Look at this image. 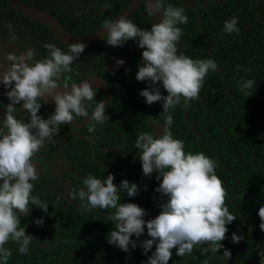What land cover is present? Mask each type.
Segmentation results:
<instances>
[{
    "label": "trees",
    "instance_id": "16d2710c",
    "mask_svg": "<svg viewBox=\"0 0 264 264\" xmlns=\"http://www.w3.org/2000/svg\"><path fill=\"white\" fill-rule=\"evenodd\" d=\"M18 1L52 15L62 29L79 37L93 34L105 20L119 17L131 2L90 0L87 21L73 24L50 9L64 0ZM148 4L149 0H139L129 17L142 29H150L162 20L161 13L149 15ZM168 4L183 7L188 17L187 24L178 25L183 31L177 44L179 53L193 59L211 58L218 64V70L206 76L197 100L187 104L182 100L170 110L174 120L170 131L184 142L185 152H204L216 161V174L227 190L225 206L237 218L227 226L223 248L217 254L202 255V248L207 245L194 247L192 254L184 257L176 256L173 249L169 264H264L260 259L264 232L259 228L258 216L259 208L264 206V0H164L165 7ZM232 18L237 19L239 32L223 33L225 21ZM0 32L23 33L25 42L40 38L64 52L71 45L43 21L18 12L8 0H0ZM102 37L86 44V64L99 65L94 73L113 90L106 106V122L112 126L97 124L95 133L86 132L81 139L69 136L68 150L64 151L69 158L67 184L56 177L53 181L38 177L32 182V195L49 205L48 212L29 205L31 215L20 217L21 227L34 239L26 255L19 254L16 243L6 245L12 250L8 264H145L155 251L153 246L144 255L139 246L141 241L150 239L146 230L137 240L138 246H130L128 253L110 245L106 237L113 226L108 216L114 210L83 211L81 202L69 197L70 192L83 186L82 181L89 174L103 179L112 174L117 187L123 180L139 186L134 198L121 193L122 202L144 208L148 213L146 220L155 218L161 210V196L155 191L161 181L155 173L150 178L143 176L135 138L140 132L162 135V103L148 105L139 94L151 83L135 79L138 65L143 64V49L131 40L112 48ZM40 46L37 41L24 48L33 49L37 59L48 57L49 50ZM115 59L124 64L113 65ZM83 62L81 54L73 64ZM248 79L255 81L249 90L251 96L240 90ZM161 92L167 95L162 87ZM38 218L43 219L42 226L34 223ZM233 233L243 236L240 243L232 242ZM224 250L231 252L228 261L222 258Z\"/></svg>",
    "mask_w": 264,
    "mask_h": 264
},
{
    "label": "clouds",
    "instance_id": "9594fccd",
    "mask_svg": "<svg viewBox=\"0 0 264 264\" xmlns=\"http://www.w3.org/2000/svg\"><path fill=\"white\" fill-rule=\"evenodd\" d=\"M148 9L149 15L162 14V20L153 23L150 29H142L132 19L120 16L103 22L106 36L102 39L112 48L131 40L143 49V64L138 65L135 79L151 83L139 94L148 105L162 103V135L140 132L135 138L143 176L150 178L155 173L161 181L155 189L161 196V210L155 218L146 220L148 213L144 208L122 202L121 193L134 198L139 194V186L123 180L117 187L112 174L106 179L89 174L83 179V186L70 192L69 197L72 201L79 200L83 211L114 210L108 216L113 226L106 237L110 245L128 253L130 246L131 249L138 246L137 240L146 230L150 239L141 241L139 246L144 255L153 246L155 251L145 264H169L173 249L176 256L184 257L191 255L194 247L207 245L202 248V255L217 254L223 248L221 242L226 239L227 226L237 218L225 206L227 190L216 174V161L204 152H185L184 142L174 138L170 131L174 122L170 110L182 100L185 104L197 100L206 76L210 71L216 72L218 64L211 58L193 59L179 53L177 44L183 31L178 25L188 22L183 7L172 4L165 7L164 0H149ZM237 23L236 18L225 21L223 33L239 32ZM45 47L49 55L41 59L34 60L33 49L24 55L8 54L5 57L8 70L0 72V84L9 101L6 108L0 103V108H4L0 119V264H8L12 256V250L6 247L10 242L19 245V254H28L34 238L21 227L20 217L31 215L29 205L48 212L49 205L32 195V182L38 178L33 158L45 141H51L61 125L71 124L77 117H90L87 125L90 134L96 132L97 124L109 120L104 100L95 101L98 89L87 80L60 84L61 76L71 71L70 66L85 51L86 44L68 45L67 52L52 43ZM123 64V60L117 61V65ZM254 84V80L248 79L240 90L251 96L249 90ZM161 87L167 95L162 94ZM46 97L54 102L55 108L43 119L38 113L42 101H49ZM17 105L28 113L27 120L17 118ZM258 216L259 228L264 232V206L259 208ZM34 223L42 226L44 221L38 218ZM242 237L233 233L231 239L238 244ZM222 258L230 260V250H224ZM260 259L264 260V252L260 253Z\"/></svg>",
    "mask_w": 264,
    "mask_h": 264
},
{
    "label": "flooded vegetation",
    "instance_id": "af4514ba",
    "mask_svg": "<svg viewBox=\"0 0 264 264\" xmlns=\"http://www.w3.org/2000/svg\"><path fill=\"white\" fill-rule=\"evenodd\" d=\"M8 1L11 4L10 0ZM89 5H90V0H66V1L64 0L60 4L50 7V9H52L53 11L57 12L60 16H62V18L65 19L66 23L71 22L73 24H76V23H79L80 20L87 21V19L90 16ZM11 6L14 9H16L12 4ZM47 6L49 7L48 4ZM25 7L28 9L40 12L46 17L50 18L55 23V25L58 28H60L61 31H63L66 35L73 37V38H77V39L88 38L90 36H93L100 29H102L100 28L97 31H95L93 34H90L87 36H82V37L73 36L67 33L64 29H62L58 25L57 21L53 18L52 15L45 13L43 11H40V10L29 8L27 6ZM58 8H60V10ZM51 29L57 35H59L53 28ZM22 35L23 33L14 34L11 32H4V33L0 32V72H6L8 70V66L5 60V57L8 54L24 55L27 51L24 48V46L28 45V43H33V42L38 41V43L41 46L46 45L48 43L47 41L40 40V38H35V41H31L32 38H28L27 41L25 42L23 40ZM98 39L90 43H93L97 41ZM68 43L73 44L71 42H68ZM90 43H86V44H90ZM86 54H87V49H85V51L82 53V59L84 62L81 64H72L70 66L71 71L61 76L60 78L61 86H63L64 83H68L69 85L72 83L78 84L87 78L94 77V76L99 77V75L94 73V71L97 68H99V65H90L89 63L86 64V61H87ZM35 59H37L36 55L34 57V60ZM117 61L118 59H115V61L113 62V65H117ZM101 82L104 84V88L101 89V88L95 87L96 89H98L97 95L95 97V101L99 102L101 100H104L105 106H107L110 102V98L112 96L113 90L111 86L107 84L105 81L101 80ZM5 91L6 89L4 88V86L0 84V103H2L4 107L6 108L9 101L7 99V96L4 95ZM42 104L43 105L38 115H40L43 119H47L48 116L53 113L55 106L48 105L43 101H42ZM15 107H16L15 115L17 116V118L27 120L28 113L24 111L21 106L17 105ZM89 111L91 112V109ZM3 113H4V108H0V119H3ZM89 119L90 117H87V118L77 117L71 124L61 125L58 135L56 137H53L51 141H47V140L45 141L44 147H42L40 151L37 153V155L33 158L34 167L36 168V175L38 177L45 179V180H49V181H53L55 179L54 177H56L57 178L56 180H59L60 182H63V183L65 182L67 184V182L65 181V176H66V170H69V160H68L69 158H68V153L64 152L68 150L67 141L71 134L80 139L83 138V135L86 134V132H88L86 125ZM103 125L112 126V123L105 121L104 124L102 125L99 124L100 127H102Z\"/></svg>",
    "mask_w": 264,
    "mask_h": 264
},
{
    "label": "water",
    "instance_id": "95a60500",
    "mask_svg": "<svg viewBox=\"0 0 264 264\" xmlns=\"http://www.w3.org/2000/svg\"><path fill=\"white\" fill-rule=\"evenodd\" d=\"M10 2L19 12L24 13L27 16H32L34 18H37L40 21H43L46 24H48L51 28H53L67 42H71V43H78L79 42V43L86 44V43H90V42H92V41H94V40H96V39H98V38H100L106 34V30L100 29L93 36H90L88 38H84V39L73 38V37L66 35L63 31H61L60 28H58L50 18L46 17L42 13L26 8L25 6L20 4L18 2V0H10ZM138 3H139V0H131L128 9L124 13H122L120 16H124L126 18H129L136 11ZM120 16L117 17L116 19H119ZM116 19H114V20H116ZM85 80H87L94 88L95 87L101 88V89L104 88V84L101 82V80L97 76L90 77V78H87ZM57 91L62 92L64 90L58 89ZM68 91H70V88L68 89ZM45 100L46 101L49 100L46 104L55 106L54 102L51 101L50 98L46 97Z\"/></svg>",
    "mask_w": 264,
    "mask_h": 264
}]
</instances>
